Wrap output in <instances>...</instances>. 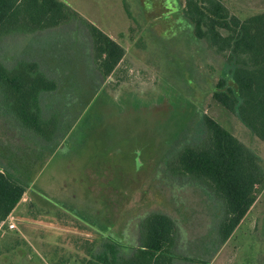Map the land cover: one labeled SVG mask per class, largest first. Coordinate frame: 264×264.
Wrapping results in <instances>:
<instances>
[{"label":"rangeland","instance_id":"obj_1","mask_svg":"<svg viewBox=\"0 0 264 264\" xmlns=\"http://www.w3.org/2000/svg\"><path fill=\"white\" fill-rule=\"evenodd\" d=\"M60 1L79 17L0 43V60L35 61L57 86L41 96L46 132L52 131L47 137L22 127L9 111L10 99L0 95V168L28 186L36 207L44 201L43 207L58 206L74 218L67 219L73 230L76 222L94 224L118 243L124 226L128 232L140 217L161 210L176 219L180 241L196 257L210 264H264V190L221 244L220 198L206 180L173 168L177 152L204 136L203 114L248 143L264 164V144L211 99L230 67L193 38L184 0ZM219 1L241 20L264 11V0ZM88 23L125 49L107 77L93 62ZM27 205L12 218L18 229L2 224L0 264H40L19 232L33 216Z\"/></svg>","mask_w":264,"mask_h":264},{"label":"trees","instance_id":"obj_2","mask_svg":"<svg viewBox=\"0 0 264 264\" xmlns=\"http://www.w3.org/2000/svg\"><path fill=\"white\" fill-rule=\"evenodd\" d=\"M183 15L193 38L224 56L230 70L221 76L211 99L238 117L264 144V11L241 20L219 0H184ZM79 17L60 0H0V43L16 33H37ZM93 42V62L103 77L122 60L125 49L107 34L88 23ZM0 95L10 99L22 127L38 135H52L42 117L41 96L57 86L35 61L0 60ZM204 136L184 145L173 159L180 175L206 180L223 206L217 236L224 244L264 190V164L248 143L238 139L206 114ZM53 127V126H52ZM54 128V127H53ZM28 191V186L0 168V224ZM177 226L172 217L153 211L139 223L138 245L131 255L120 258L112 250L110 264H176L174 253ZM191 260V259H190ZM194 264L208 261L194 259Z\"/></svg>","mask_w":264,"mask_h":264},{"label":"crops","instance_id":"obj_3","mask_svg":"<svg viewBox=\"0 0 264 264\" xmlns=\"http://www.w3.org/2000/svg\"><path fill=\"white\" fill-rule=\"evenodd\" d=\"M41 200L43 201V199ZM22 203L28 204L27 206L33 216H30L29 222L25 223L23 229L19 230V232L27 243L29 253L37 255L39 260H41L40 264H110L112 250L115 244V249L119 253L120 258L125 259V256L131 255L138 245L139 223L143 217L153 212L151 211L143 217H140L138 224L136 223L132 230L128 229V232H125L124 226L117 234V243L111 238V235H102L95 229H92L95 228L94 224H88L92 227L89 228L82 223L79 224L76 222V228L73 230L72 227L67 226V219L73 222L74 218L67 217L66 212L57 208L58 206H54V210L43 207L44 201L42 203L40 202L41 206L39 205L36 207L33 199H31L29 195V190L16 204L7 217L6 222L9 223L14 221L12 220L14 213ZM167 215L172 217L170 214ZM174 221L176 226H178L176 219H174ZM14 224L15 229L13 230L18 229L17 224ZM178 230L177 227L174 253L177 255L178 259L175 263L194 264L191 260H202L196 257L197 255L191 249L187 241L183 239L180 241L181 237ZM130 231H132V233H130ZM40 255L43 257L40 258ZM28 257L30 258V255ZM45 257H48V262L45 261ZM207 264L210 263L208 262Z\"/></svg>","mask_w":264,"mask_h":264},{"label":"built area","instance_id":"obj_4","mask_svg":"<svg viewBox=\"0 0 264 264\" xmlns=\"http://www.w3.org/2000/svg\"><path fill=\"white\" fill-rule=\"evenodd\" d=\"M5 222H6V220L0 224V229L2 228V224L5 223ZM7 228L8 229H14L15 228V224L13 222H9V223H7Z\"/></svg>","mask_w":264,"mask_h":264}]
</instances>
